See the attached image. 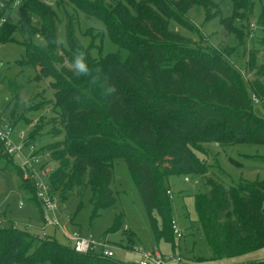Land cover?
Here are the masks:
<instances>
[{
	"label": "trees",
	"instance_id": "trees-1",
	"mask_svg": "<svg viewBox=\"0 0 264 264\" xmlns=\"http://www.w3.org/2000/svg\"><path fill=\"white\" fill-rule=\"evenodd\" d=\"M14 1L0 8V19L7 17L0 25V41L14 43V33L21 31L26 54L18 63L33 66L37 80L53 79L52 111L63 126L59 140H55L59 123L48 133L41 132L45 126H38L29 134L31 142L46 136L53 139L41 148L59 162L50 177L53 189L66 193L90 187L96 214L115 204L114 162L123 159L153 235L157 241L174 243L163 176L207 175L209 166L196 153L203 150V143L264 144V120L253 112L254 97L264 103V62H258L259 50L249 52L245 67L253 77L248 79L227 59L229 55L196 45L173 22L184 21L188 11L201 4L208 20L220 17L225 31L245 45L255 29L250 21L253 1L230 0L232 14L224 18L216 0H114L104 5L105 14L94 12L100 8L97 0H69L87 17L100 20L118 46L117 52L98 61L82 48L69 26L64 47L58 44V29L33 27L38 18L54 26L58 14L46 5L47 0H22V10L31 17L18 23L5 13ZM236 20L240 29L234 27ZM258 24L264 28V8ZM36 32H41L42 44L33 43ZM260 42L264 50V37ZM60 49L63 55L57 53ZM78 56L86 72L76 68ZM66 60L75 68L65 65ZM43 106L37 103L34 109ZM2 163L17 166L0 141ZM206 181L210 188L196 195L195 208L213 257H236L264 247V179L228 187L209 176ZM20 189L29 193L43 218L31 183L22 180ZM0 264L127 263L94 251L78 253L70 240L63 245L52 236L12 225L0 228Z\"/></svg>",
	"mask_w": 264,
	"mask_h": 264
},
{
	"label": "rangeland",
	"instance_id": "rangeland-1",
	"mask_svg": "<svg viewBox=\"0 0 264 264\" xmlns=\"http://www.w3.org/2000/svg\"><path fill=\"white\" fill-rule=\"evenodd\" d=\"M7 1L9 0H0V8H7ZM47 1L46 5L58 14L54 26L50 20L42 21L38 18L33 23V27L44 30L49 26L58 29L59 46H65V30L66 26H69L82 48L90 50L96 61L117 52L118 46L107 35L100 20L87 17L69 0ZM97 1L100 8L95 7L94 12L98 10L101 14H105L104 5L114 0ZM216 1L220 2L222 17L231 16V1ZM252 1L250 21L255 24V29L245 45L239 42L235 34H228L225 31L220 17L208 20L201 4L193 6L184 16V21L181 19L180 23L173 22V24L196 45L229 55L227 59L236 65L246 78L251 79L253 74L245 67L249 52L254 49L259 50L258 62H264V50L260 42L264 37V28L258 24V18L264 8V0ZM22 3V0L20 3L14 1L11 5L12 10L3 9L6 10L7 15L10 13L13 22L18 23L31 17V13L22 10ZM3 19L6 21L7 17ZM234 27L240 29L241 22L236 20ZM41 35V32H36L33 43L42 44ZM14 38L16 40L14 43L0 41V120L3 123L14 124L17 132L27 131L28 136L31 130L38 126H45L41 132L48 133L51 126L60 124L56 113L52 111L54 97L50 83L53 79L37 80V71L33 66L18 63L26 54L25 47L21 44L22 34L19 29L14 33ZM225 49L227 50L224 51ZM57 53L64 54L61 49L57 50ZM65 65L71 69L75 68L69 60L65 61ZM37 103H42L44 106L34 109ZM253 112L264 120V103L255 100ZM57 127L58 131L60 129L61 131L55 140L61 139L63 133V126L60 124ZM54 131L57 132V129L54 128ZM14 139L18 144L21 143L15 136ZM52 142L53 139L49 136L32 142L36 150L41 153V158L33 162L34 166L38 167L42 162H49L47 167L50 168V176L59 162L52 159L50 151L41 148ZM202 146L203 150L196 153L201 159L206 160L209 166L207 175L163 176V187L167 190V194L169 193L171 218L181 232V236L174 234V243L165 239L157 241L153 235L143 200L123 159L114 162L111 188L114 192L115 204L100 208L96 214H94L95 207L90 187L74 188L66 193L62 189L54 190L58 201V219L63 224L64 230L70 236L78 233L83 237L105 239L112 246L113 258L127 264H139L141 258L137 253L138 249H157L165 257H180L182 260L177 264H258L264 261V247L236 257L214 258L212 248L200 227L195 208L196 195L207 192L210 188L206 176L221 181L227 187L234 183L264 179V144L237 142L222 145L208 142L203 143ZM29 152L30 146H26L24 153ZM23 179L24 175L19 173L17 166L12 164L5 166L4 163L0 165V216L3 219V226L9 228L16 224L19 229L37 235H49L61 244L68 245L69 240L60 227L45 226L40 211L31 201L29 193L20 189ZM64 186L68 187L69 184L66 182ZM20 202L24 203L23 207L20 206ZM113 227L115 228L112 231L107 232Z\"/></svg>",
	"mask_w": 264,
	"mask_h": 264
},
{
	"label": "built area",
	"instance_id": "built-area-1",
	"mask_svg": "<svg viewBox=\"0 0 264 264\" xmlns=\"http://www.w3.org/2000/svg\"><path fill=\"white\" fill-rule=\"evenodd\" d=\"M21 0H16V3H20ZM5 20L2 18L1 22ZM251 28H255V24H251ZM254 100H257L254 97ZM14 136L21 142L20 144L15 141ZM0 141L3 143L6 153L15 161L24 175V181L31 183L35 189L37 198L43 207V221L46 225H55L60 227L66 237L71 241L74 251L78 253L96 252L106 257L114 256L112 252V246L105 239H96L94 237H83L76 233L70 236L63 228V224L60 223L57 214V196L54 194V189L50 179V168L47 167L49 162H42L40 166H34L33 162L41 158V153L36 150L35 144L30 141L27 131H16L14 125L11 123H3L0 120ZM26 146H30V152L24 153ZM50 155L48 152H46ZM50 157V156H49ZM170 192V191H168ZM20 206L23 207L24 203L20 202ZM3 219L0 216V228H4ZM13 227H17L16 224ZM174 234L181 236L180 230L177 228L173 221ZM138 255L141 260L139 264H177L181 262V258L176 256L165 257L157 249H138Z\"/></svg>",
	"mask_w": 264,
	"mask_h": 264
},
{
	"label": "clouds",
	"instance_id": "clouds-1",
	"mask_svg": "<svg viewBox=\"0 0 264 264\" xmlns=\"http://www.w3.org/2000/svg\"><path fill=\"white\" fill-rule=\"evenodd\" d=\"M75 65L76 68L80 71V72H86L87 68L85 66V64L83 63L82 57L78 56L75 60Z\"/></svg>",
	"mask_w": 264,
	"mask_h": 264
},
{
	"label": "crops",
	"instance_id": "crops-1",
	"mask_svg": "<svg viewBox=\"0 0 264 264\" xmlns=\"http://www.w3.org/2000/svg\"><path fill=\"white\" fill-rule=\"evenodd\" d=\"M46 226H48V225H46Z\"/></svg>",
	"mask_w": 264,
	"mask_h": 264
}]
</instances>
